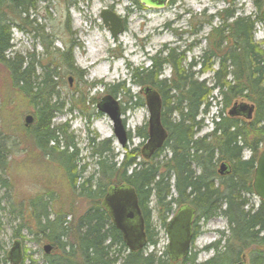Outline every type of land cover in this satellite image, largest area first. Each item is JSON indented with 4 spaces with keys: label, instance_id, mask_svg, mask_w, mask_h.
Listing matches in <instances>:
<instances>
[{
    "label": "trees",
    "instance_id": "trees-1",
    "mask_svg": "<svg viewBox=\"0 0 264 264\" xmlns=\"http://www.w3.org/2000/svg\"><path fill=\"white\" fill-rule=\"evenodd\" d=\"M35 1L0 0V64L9 72L11 83L33 107V126L24 127L30 129L27 134L32 145L58 165L66 187L77 197L85 199L87 207L77 215L54 211L59 200L50 188L36 192L26 202L11 199L9 211L17 220L12 236L19 238L20 232L25 231L38 245L51 244L50 255L43 256L44 264H174L152 253L143 255L140 250L128 251L120 231L101 207L108 187L125 182L135 188L145 218L148 243H154L148 234L149 204L153 203L161 224L165 225L173 205L189 203L196 211L197 221H206L220 214L228 223V235L221 233L220 241L207 247V250L213 249L215 255L206 264H240L244 254L246 264H264V201H259L253 208L249 207L248 198L244 196L253 195V166L259 146L264 144V55L254 42L251 19L234 17V12L225 9L222 11V25L212 28L208 50L202 55L203 59L213 55L221 57L212 86L204 80L198 81L193 74H187L180 65L177 66L174 63L177 54L173 49L164 59L160 55L151 58L149 71L131 75L133 79L140 77L137 81L144 85L155 87L161 97L164 108L161 119L168 131L165 143L170 153L168 158L155 161L161 155L159 151L153 161L144 162L140 160L137 148L127 150L124 146L121 161L117 163L109 154L110 143L101 141L99 149L93 151L97 155L96 172L84 179V170L78 166L73 151L75 144L59 145L56 132L62 131V126L54 128L50 124L56 108L55 102H51L54 92L49 72L43 69L36 78L31 64H25L23 59L17 60L16 56H7L11 47L10 28L26 24L29 12L36 8ZM256 6L260 8L257 3ZM229 19L233 21L227 23ZM163 64L172 66L170 79L158 78ZM197 65L206 66L204 61ZM195 66L194 62L188 65L190 69ZM153 68H156L154 80L151 76ZM228 75L230 79L224 82ZM215 90L224 109L238 98L248 99L254 105L248 132L244 133V122L227 115L212 120L214 128L209 138L206 135L194 139V132L200 124L198 116L209 107L208 100H214L211 92ZM165 112L175 113L178 120L168 124L164 119ZM249 134H252L251 141L248 140ZM138 135L145 137L146 132L139 131ZM5 144L6 141L0 140L2 174L6 173L8 163ZM244 150L250 152L249 159L242 158ZM218 162L230 164L229 175L216 174ZM0 185L6 190L9 188L8 181L3 178H0ZM0 250V264H10L1 243Z\"/></svg>",
    "mask_w": 264,
    "mask_h": 264
},
{
    "label": "rangeland",
    "instance_id": "rangeland-1",
    "mask_svg": "<svg viewBox=\"0 0 264 264\" xmlns=\"http://www.w3.org/2000/svg\"><path fill=\"white\" fill-rule=\"evenodd\" d=\"M35 6V10L29 12L26 24L20 23L18 28H10L11 47L7 56H16L17 60L23 59L25 64H31L36 78L40 77L43 69L49 72L54 92L51 102H55L56 108L50 124L54 128L62 126L63 130L56 132L59 145L75 144L73 151L77 155L78 166L85 170L82 174L84 179L96 172L97 155L93 151L99 149L101 141L110 143L109 154L114 162L121 161L124 151V147L116 141L112 121L96 107L102 97L111 95L119 104L125 130L130 135L127 150L137 148L139 152L145 142L146 137L139 136L138 132L148 131V109L142 93V88L146 85L137 81L140 77L133 79L131 75H139L142 70L151 69L149 56L160 55L164 59L170 49H173L177 54L174 59L177 66L180 65L187 74H193L198 81L204 80L212 86L214 71L218 69L221 57L213 55L203 59L202 55L208 50L212 28L222 25V11L225 9L234 12V17L246 16L251 19L256 28L254 42L264 55V28L261 18L258 20L264 8V0H169L163 8L157 9L145 7L138 0H36ZM103 9H109L124 19V31L115 40L108 28L102 25L100 13ZM231 21L233 20L229 19L227 23ZM85 37H88L89 46L96 56L109 58L106 62L103 59L98 62L104 68L102 73L96 66H86L89 58L82 64L88 52L83 40ZM225 40L229 42L227 38ZM143 50L146 52L143 53ZM63 52H66L65 57ZM133 53L139 56L138 63H125L122 55L131 58ZM203 61L205 67L197 65ZM192 62L196 66L190 69L188 65ZM171 71V65L163 64L159 80L170 79ZM155 73L156 68H153L152 80L155 79ZM222 77L223 75L220 79ZM68 78L72 80L71 85ZM229 79L228 75L223 81ZM211 95L215 99H209V107L199 114L200 124L194 132V139L212 131L213 116H227L230 107L223 108L216 90ZM235 102L250 103L245 98H238ZM26 115H32L35 121L32 105L11 83L9 72L0 64V140L6 141L8 152L7 171L0 173V178L7 180L9 184L8 190L0 185V243L5 253L15 239L12 232L17 224L9 211V200L26 202L36 192L50 188L59 200L54 211L77 215L87 207L85 199L77 197L76 193L70 192L66 187L65 177L58 165L44 157L32 145L27 134L30 129L23 125ZM238 118L244 122V133L248 132L251 118ZM164 119L168 124L178 120L175 113L171 115L166 112ZM127 122L132 130L126 128ZM32 126L33 124L30 127ZM251 139L253 140L252 134H249L248 140ZM259 147L261 150L264 144ZM166 155L168 156V151L164 148L155 161L162 160ZM241 156L249 159L250 152L244 150ZM218 164L219 162L216 168ZM244 196L248 198L249 207L255 208L259 204L260 200L254 195ZM148 206L151 209L148 234L154 243H147L140 251L143 255L152 253L157 258L160 256L169 260L166 254L168 240L165 226L154 211L153 203ZM177 207L178 205H173L172 212ZM196 225L195 239L187 260L172 263L206 264L215 255L207 247L220 241L221 233L228 235L227 220L220 214L211 216L206 221L199 219ZM20 233L22 264H44L42 246L35 243L31 234L25 231ZM222 243L223 241L221 245ZM243 257L242 261L246 264L247 256L244 254Z\"/></svg>",
    "mask_w": 264,
    "mask_h": 264
},
{
    "label": "water",
    "instance_id": "water-1",
    "mask_svg": "<svg viewBox=\"0 0 264 264\" xmlns=\"http://www.w3.org/2000/svg\"><path fill=\"white\" fill-rule=\"evenodd\" d=\"M138 1L145 7L157 9L163 8L169 0ZM100 14L102 25L108 28L109 34L115 40L118 34L124 31L122 19L109 9H103ZM260 17L264 22V8L261 10ZM68 80L69 85H71V78H68ZM142 92L149 115L147 119V139L140 152L144 158H149L154 150L163 145L167 132L161 125V99L157 91L153 87L145 86ZM97 109L109 117L110 121H112L116 141L122 147L125 146L128 133L125 130L117 101L113 100L110 95L104 96L97 103ZM253 111V104L238 102L232 104L227 115L231 117L241 116L248 120L252 118ZM32 122L33 116L26 115L23 125L28 127ZM253 168L251 189L259 200L264 201V147L258 153ZM229 172L228 164L221 162L218 167V174L226 175ZM101 207L105 208L112 225L120 231L124 245L129 251L136 252V250H141L146 245L144 218L142 217L140 206H138V196L134 187L125 182L111 184L103 195ZM194 212V208L190 204H182L165 224V235L168 239L166 252L172 262H177L188 254L192 238ZM12 244L6 253L7 259L10 264H18L23 257L22 244H20L18 239L13 241ZM50 248V245L44 246L46 252ZM241 264H244V262L242 261Z\"/></svg>",
    "mask_w": 264,
    "mask_h": 264
},
{
    "label": "flooded vegetation",
    "instance_id": "flooded-vegetation-1",
    "mask_svg": "<svg viewBox=\"0 0 264 264\" xmlns=\"http://www.w3.org/2000/svg\"><path fill=\"white\" fill-rule=\"evenodd\" d=\"M123 24H124V19H123ZM151 58H153V56H149V59H148L149 62H152V59H151ZM150 64H151V63H150ZM162 66H163V65H162ZM160 71H161V70H160ZM160 75H161V72L158 74V76H160ZM154 88H155V87H154ZM142 93H143V92H142ZM143 95H144V94H143ZM158 95H159V94H158ZM160 98H161V97H160ZM161 107H162V102H161ZM161 112H162V108H161ZM161 112H160V119H161ZM161 125H162V127L165 129V127L163 126V123H162V119H161ZM147 128H148V123H147ZM166 132H167V135H166V138L164 139L165 141L163 142V145H162L160 148L154 150V151H153V154H152L149 158H144V157L141 155V152H140V150H139V152H140L139 155H140V160H141V161H144V162H150V161H153V159L155 158V155H156L159 151H160V154H161V153L163 152L164 148H165L166 151H168V148L165 147V143H166V141H167L166 139H167V136H168V131H167V129H166ZM147 134H148V131H147L146 136H145V137H146V138H145V142H146V139H147ZM206 135H207V138H209V136H208L209 134L207 133ZM127 141H128V139H127ZM127 141H126V142H127ZM145 142H144V143H145ZM127 143H128V142H127ZM127 143H126V145H127ZM144 143H143V144H144ZM143 144H142V146H143ZM126 145H125V146H126ZM141 148H142V147H141ZM141 148H140V149H141ZM169 155H170V153H169V151H168V156H167V155L164 156V158H162L161 161H164L166 158L169 157ZM158 158H159V156H158ZM158 158H157V159H158ZM157 159H156V160H157ZM243 159H244V158H243ZM228 166H229V170H230V172H231L232 169H231L230 164H229ZM217 169H218V168H216L215 170H216V174L218 175V170H217ZM230 172H229V173H230ZM229 173L226 174V175H221V176H227V175H229ZM218 176H219V175H218ZM214 181H215V180H214ZM182 204H189V203H182ZM182 204H181V205H182ZM190 205H191V204H190ZM138 206H139V205H138ZM179 206H180V205H179ZM179 206H178V207H179ZM191 206H192V205H191ZM178 207H177V208H178ZM192 207H193V206H192ZM193 208H194V207H193ZM140 209H141V208H140ZM176 210H177V209H176ZM176 210H175V211H176ZM194 211H195V209H194ZM174 213H175V212H172L171 216H170L168 219H170V218L173 216ZM194 213H195V217H194V220H193V222H192V231H191V233H192V234H191L192 238H191L190 245H189L190 248H191V244L193 243V241H194V239H195V234H196V231H195V230H196V227H197V225H196V222H197V214H196V211H195ZM141 214H142V211H141ZM142 217H143V215H142ZM143 218H144V217H143ZM144 227H145V218H144ZM145 238H146V244H147V243H148V238H147V234H146V227H145ZM17 239L20 241V239H19L18 237L15 238L13 241H15V240H17ZM13 241H12V243H13ZM12 243H11V244H12ZM20 244H21V241H20ZM12 245H13V244H12ZM12 245H11V246H12ZM45 245H50V246H51V248H50V250H49L48 252H46V251L44 250V246H45ZM11 246H10V247H11ZM40 246H42V247H41V249H42V254L49 256V255H50V252H51V250H52V248H53L52 245H51V244H48V243H45V244H42V245H40ZM145 246H146V245H145ZM145 246H144V247H145ZM144 247H143V248H144ZM143 248H141V249H143ZM190 248H189V251H188V255L190 254V250H191ZM21 249H22V248H21ZM212 250H213V249H212ZM136 251H138V250H136ZM131 252H132V251H131ZM44 255H43V256H44ZM186 257H187V256H186ZM186 257H185V258H186ZM22 260H23V257H22ZM22 260H21L18 264H20V263L22 262ZM180 260H182V259H180ZM180 260H179V261H180ZM169 261H171V260L169 259Z\"/></svg>",
    "mask_w": 264,
    "mask_h": 264
},
{
    "label": "bare ground",
    "instance_id": "bare-ground-1",
    "mask_svg": "<svg viewBox=\"0 0 264 264\" xmlns=\"http://www.w3.org/2000/svg\"><path fill=\"white\" fill-rule=\"evenodd\" d=\"M253 28H254V24H253ZM255 30H256V28L253 29V31H254L253 32V36L255 34ZM83 40L86 42L85 44H86L88 52H87L86 56L84 57V60H82V64L85 63L86 58H89L90 61H89L88 64L85 63L86 66H90V67H95L96 66L98 68V70L100 71V73H102L104 71V68H102L98 62H99V60H101L103 58H100V56H96V53L92 51L91 47L89 46L90 42H88V37L83 38ZM145 52L146 51L143 50V53H145ZM127 53H129V52H127ZM122 56H123L122 58L125 60V63H132L133 64V63H138V61L140 60L139 56L137 55V53H133V56H131V58L129 56H124V55H122ZM108 59L109 58L105 57V59H103V62H106ZM94 76H96V72H95ZM213 98H214V96H213ZM218 117H220V116H218ZM127 127L131 128V130H132V127L129 126L128 122L126 124V128ZM84 172H85V170H84Z\"/></svg>",
    "mask_w": 264,
    "mask_h": 264
}]
</instances>
